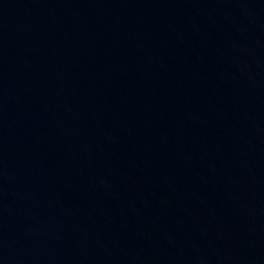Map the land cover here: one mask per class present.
<instances>
[{
  "label": "water",
  "instance_id": "water-1",
  "mask_svg": "<svg viewBox=\"0 0 264 264\" xmlns=\"http://www.w3.org/2000/svg\"><path fill=\"white\" fill-rule=\"evenodd\" d=\"M0 264H264V0H0Z\"/></svg>",
  "mask_w": 264,
  "mask_h": 264
}]
</instances>
